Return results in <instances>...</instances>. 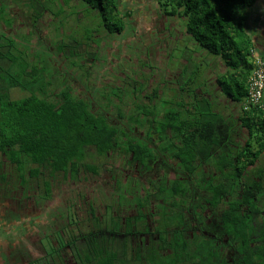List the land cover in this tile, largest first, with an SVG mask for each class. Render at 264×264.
Returning <instances> with one entry per match:
<instances>
[{
    "label": "flooded vegetation",
    "instance_id": "obj_1",
    "mask_svg": "<svg viewBox=\"0 0 264 264\" xmlns=\"http://www.w3.org/2000/svg\"><path fill=\"white\" fill-rule=\"evenodd\" d=\"M124 3L128 9L135 7L136 14L128 17L127 28L122 33H109L96 27L82 32L78 21L86 20L85 25L91 21L82 14H79V20L69 21L73 27L69 30V40L76 37L80 44L76 46L70 42L75 50L67 49L60 56L54 55L56 48L49 50L54 56L48 57L46 70L49 75L44 81L49 98L58 99L66 92L70 97L89 103L99 115L109 117L117 130V140L103 155L86 153L83 163L99 167L97 174L87 175L83 171L75 178L69 172L52 178V199L44 206L38 203L33 211L53 229V240L49 241L48 247L34 242L35 238L49 234L39 222L35 234L31 235L26 229L22 244L18 245L14 256L6 257V262H17L20 248L19 264L46 257L52 261L48 250L62 248L65 264H80L86 260L87 253L99 251L103 237L107 236L120 248L128 242L131 255L127 258L133 263L135 250L141 252L143 261H147L153 249L159 258L175 255L172 247L182 242L195 256L192 264L200 261L211 264L210 257L217 264H245L240 240L226 231L221 219L233 196L223 192L214 205L213 191L204 183L210 176H217L214 159L219 151L226 150L225 143L191 144L188 126H182L178 116L196 117L199 105L209 113L214 98L220 97L218 84L210 79L201 86H195L193 81H183L186 60L181 55L186 51L181 41L188 40L185 34H174L171 26L148 31L150 21L145 13H138L137 1L124 0ZM158 7L160 9L156 11L163 12L162 7ZM153 12L148 9L149 17ZM158 22L163 24L164 21ZM91 32L93 38L88 41ZM76 55L79 57L73 61ZM213 66L214 62L209 68L212 71ZM214 70L217 72L216 68ZM222 101L224 104L225 98ZM218 108L221 110L217 109V112L228 119L231 110L222 104H218ZM239 113L234 111L235 118ZM168 121L174 125L167 124L166 128ZM222 121L218 133L223 138L228 136L230 127ZM234 134L237 140L246 141V133ZM192 139H198V134ZM193 147L196 149L190 161L195 172L188 174L179 154L182 149ZM0 163V175H6L7 182L17 180L20 187L22 180L16 166H8L5 158ZM258 167L259 164L255 168ZM183 182L188 184L180 185ZM175 187L189 190L181 194L174 191ZM21 189L38 196L43 192L38 178L31 179L27 187ZM59 210L65 211L64 217H59ZM259 222L261 218L255 216L253 228L257 229ZM250 242L258 244L253 233ZM209 243L210 248H206ZM123 251L121 258L125 255ZM209 251L213 256H206ZM214 254L220 257L216 258ZM182 256L179 264H186V253ZM197 258H201L199 262Z\"/></svg>",
    "mask_w": 264,
    "mask_h": 264
},
{
    "label": "trees",
    "instance_id": "obj_2",
    "mask_svg": "<svg viewBox=\"0 0 264 264\" xmlns=\"http://www.w3.org/2000/svg\"><path fill=\"white\" fill-rule=\"evenodd\" d=\"M136 1L138 13L144 14L151 4L153 8L161 6L167 16L182 19L186 25L183 34L188 40L181 44L197 43L201 48L197 52L184 50L186 52L182 53L181 57L186 60L183 81H193L195 86H201L209 79L215 81L220 97L214 98L209 113L199 105L196 117L178 115L179 120L182 126H188L191 144L225 143L226 150L219 151L214 159L217 176H210L204 183L213 191L214 205L223 192L233 196L221 219L226 231L240 240L242 261L264 264V96L257 103L249 98L250 80L256 67L254 55L258 54L264 62V50L258 49L250 26L256 16L252 9L256 5L264 7V0ZM143 1L148 2L145 9L139 4ZM75 2L84 3L90 20L98 17V29H106L109 33L124 32L128 17L136 14L135 7L128 9L124 0H69L66 5L72 9ZM63 6L60 1L56 5L55 0H0V162L5 158L8 166H16L22 182L29 184L31 179L40 180L43 192L39 194V203L42 206L52 199V178L69 172L75 178L83 171L87 175L97 174L99 167L83 163L86 153L103 155L117 140V130L111 119L99 115L89 103L70 97L66 92L58 99L49 98L44 82L49 75L46 70L48 57L60 56L67 49L74 51L70 42L76 46L80 44L76 37L69 40L70 31L66 35L60 28L61 22L56 27L53 25L57 21L55 9ZM79 14L82 13H71L67 19L79 20ZM92 35V32L88 34V41ZM52 48L57 49L54 55L49 53ZM78 57L76 55L73 61ZM213 62L217 72L214 66L213 71L209 69ZM222 98H225L224 104ZM218 104L231 110L228 119L217 112ZM237 110L240 116L235 118L234 111ZM222 120L230 127L228 136L223 138L218 133ZM167 124L174 125L168 121L166 128ZM243 132L246 133L244 143L234 134ZM196 134L198 139L194 141L192 136ZM196 147L184 148L179 154L188 174L195 172L190 160ZM185 184L188 183L180 185ZM188 190L175 187L174 191L185 194ZM255 216L261 218L257 229L253 228ZM252 233L257 236L258 244H251ZM114 242L111 237L104 236L99 251L87 253L86 260L80 264H179L184 253L186 264H192L191 260L195 258L181 242L172 247L175 255L159 258L153 249L147 261H143L141 252L135 250L133 263L127 258L131 255L128 242L121 248ZM210 246L211 243L206 248ZM61 249L48 250L52 261L46 257L29 264H58L55 259L65 264ZM122 249L123 258L120 257ZM206 256L213 254L209 251ZM200 259L197 258V262ZM209 259L211 264H217L212 257Z\"/></svg>",
    "mask_w": 264,
    "mask_h": 264
},
{
    "label": "rangeland",
    "instance_id": "obj_3",
    "mask_svg": "<svg viewBox=\"0 0 264 264\" xmlns=\"http://www.w3.org/2000/svg\"><path fill=\"white\" fill-rule=\"evenodd\" d=\"M56 1V5H57V1H60L61 3H64V6L61 8H57L55 9V11L57 12V21L55 20L53 22V25L56 27L57 24L60 23V28H62L64 30V33H66V35H68V31L71 30L73 27H70L69 24V20L67 19L68 17L70 18V14L71 13H75L76 15L80 12L82 13L83 17H88L87 16V12L84 10L86 8V5L84 3H80V2H75L76 6L74 8H70L68 5H66V3L69 0H55ZM153 3H155V0H152ZM264 2L262 1V4ZM142 8L146 7L148 5V2L143 1L142 3H139ZM151 6V4H150ZM148 7V9L153 10L154 14H152L150 17L147 14L146 9L144 10V13L147 15L148 19L150 22H148V24H150L151 27L148 28V31L152 32V31H157L159 28L160 29H165L167 27H173V32L174 34L178 35V33L180 32H184L185 31V23H183L184 21L180 18L177 17H171V16H167L164 14V12L159 11L157 12L156 10H159L160 8L157 7L153 8ZM159 8V9H158ZM155 9V10H154ZM252 13L256 16L253 17L252 21H251V28H252V33L255 35L256 41L258 42V49L264 50V7L261 5H256L254 6V8L252 9ZM252 14V15H253ZM61 15V16H60ZM154 15V16H153ZM59 16V17H58ZM93 20L88 22V24L84 23V19L79 20L78 23L81 25L80 30L83 32L84 30L90 31L93 30V27H96L97 29L99 28V24H100V19L97 18H92ZM164 21L163 24H160L158 21L159 20ZM156 22V24H155ZM150 35V34H149ZM195 43V41H194ZM182 45L184 47L183 50H186L187 52H193V51H200L201 48H199L200 46L195 43L194 45L188 46L187 43H182ZM188 46V47H186ZM259 52V51H258ZM260 54V52H259ZM211 57V56H210ZM218 65V64H217ZM262 161H264V158L262 159ZM4 189H2L4 191V198H7L8 195H11L9 193V191H11V189H13L12 191H14V188L11 187V184H6L4 185ZM11 187V188H10ZM20 187L21 188H26L27 187V182H20ZM18 187V189L16 190H20L21 188ZM38 196V195H37ZM27 200V194L19 191V196H18V200L16 203V209L15 206L13 205H1V209L4 210H8L10 211L12 208L15 209L14 212H17V216L14 217H8L6 218L1 224H0V257H2V264H7V258L14 256L15 252H16V246L15 245H11L10 243L17 238L18 241L20 242L22 239V235L25 233L27 234L26 229H28V232L32 235L35 234L37 232V224H39L40 222V226L45 227L46 229H48L49 234L48 235H44L43 237L35 238L34 242H39L42 243L45 247H48L49 245V241H52L53 238H51V235L54 236V231L51 227H48V222H42V220L38 219V217H36L37 212H34L33 214H28V212L26 211V207L24 204H22L23 202H25ZM31 203L33 205L32 208H36V205L39 203V196H38V200L36 197L32 196L31 199ZM6 202V200H4V203ZM9 203V202H6ZM59 217H64V213L65 211H61L59 210ZM54 214H52V218L51 220H53ZM46 221H48L46 219ZM56 221V220H55ZM1 222V219H0ZM22 223V225H21ZM25 229V230H24ZM50 229L53 231H50ZM40 232L43 233V231L41 230ZM29 238H31V236H28ZM56 238V237H55ZM58 238V237H57ZM20 246V243H19ZM21 248L17 250V252H19V259L17 262H14V264H19L21 263V254H20ZM7 257V258H6ZM15 260V258H14Z\"/></svg>",
    "mask_w": 264,
    "mask_h": 264
},
{
    "label": "crops",
    "instance_id": "obj_4",
    "mask_svg": "<svg viewBox=\"0 0 264 264\" xmlns=\"http://www.w3.org/2000/svg\"><path fill=\"white\" fill-rule=\"evenodd\" d=\"M5 176L6 175H0V219H1V222H0V224L6 219V218H8V217H12V216H14V217H16L17 216V212H14L15 211V209H16V203H17V200H18V196H19V191L21 190H16V189H18V183H17V180H15L13 183L12 182H7L6 181V179H5ZM6 184H11V187H13L14 188V191H12L13 189H11V191H9V193L11 194V195H8L7 196V198H4V191L2 190V189H4L5 187H4V185H6ZM10 187V188H11ZM27 194V200L25 201V202H23L22 204H24L25 205V207H26V211L28 212V214H33L35 211H33V205H32V203H31V200H29V199H31L32 198V196H34V197H36L37 198V200H38V196H37V194H33L30 190H29V192L28 193H26ZM4 200H6V202H9V203H4ZM7 204H11V205H13V206H15V209H11L10 211H8V210H5V211H3L4 210V208H3V210L1 209V205H7ZM38 206H39V204H37ZM36 205V206H37ZM30 208V209H29ZM36 217H38V219H39V214H38V212H37V214H36ZM22 224V223H21ZM19 243H20V245L22 244V242L20 241H18V239L17 238H15L10 244L11 245H17L16 246V248L18 247V245H19ZM1 255V254H0ZM2 257H0V264H2Z\"/></svg>",
    "mask_w": 264,
    "mask_h": 264
},
{
    "label": "built area",
    "instance_id": "obj_5",
    "mask_svg": "<svg viewBox=\"0 0 264 264\" xmlns=\"http://www.w3.org/2000/svg\"><path fill=\"white\" fill-rule=\"evenodd\" d=\"M254 57L256 67L250 80L249 98L253 103H257L264 96V62L258 54Z\"/></svg>",
    "mask_w": 264,
    "mask_h": 264
}]
</instances>
